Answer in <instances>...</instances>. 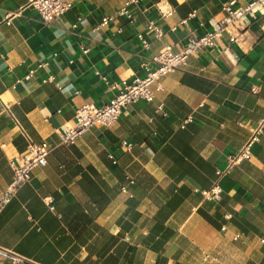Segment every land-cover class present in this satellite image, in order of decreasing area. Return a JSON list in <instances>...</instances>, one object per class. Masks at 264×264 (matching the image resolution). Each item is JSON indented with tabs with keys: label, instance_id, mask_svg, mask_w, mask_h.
I'll return each instance as SVG.
<instances>
[{
	"label": "crops",
	"instance_id": "0c3cea01",
	"mask_svg": "<svg viewBox=\"0 0 264 264\" xmlns=\"http://www.w3.org/2000/svg\"><path fill=\"white\" fill-rule=\"evenodd\" d=\"M221 1L138 0L128 20L116 13L124 0H71L44 22L30 0H0V193L8 159L26 149L10 112L51 148L0 208V246L21 257L0 264H264V13L236 40L223 30L190 54L110 126L73 144L59 134L77 106L102 105L110 84L143 75L163 43L176 51L209 30ZM104 15L114 17L98 25ZM257 127L250 157L225 170ZM216 182L220 198H206Z\"/></svg>",
	"mask_w": 264,
	"mask_h": 264
},
{
	"label": "built area",
	"instance_id": "2783aa9c",
	"mask_svg": "<svg viewBox=\"0 0 264 264\" xmlns=\"http://www.w3.org/2000/svg\"><path fill=\"white\" fill-rule=\"evenodd\" d=\"M30 2L44 22H49L53 17L62 14L72 5L71 0H30ZM131 2L137 3L138 0H124L116 13L132 20V12L127 7ZM220 3L223 15L221 18L212 21V27L209 30L200 35L190 33L188 40L176 51L172 49L171 43H163L151 55L149 60L142 61L143 75L135 76L131 81L123 79L119 83L115 82L109 85L110 88L115 87L117 90L105 103L96 105L92 102H84L77 106L71 122L65 124L64 128L60 130L61 141L73 144L80 135L94 125L110 126L119 115L122 107L129 102L138 98L153 100L155 91L159 88L160 78L173 69L182 68L190 54L203 46L214 45L223 30L229 33L230 41L236 40L240 32L246 29L260 14L264 13V0H222ZM156 6L162 15H169L173 11L172 6L162 7L159 4H156ZM190 14H194V12L192 11ZM113 17L114 15L102 16L98 25L107 23ZM8 19L9 17H6L5 21L9 22ZM181 21L185 22L186 19L183 18ZM146 27L147 30H153L156 36H160L163 32L162 28L152 20L147 23ZM138 38L144 47L149 44L142 31L138 32ZM83 51H87V48H83ZM45 63L46 61H42L41 65ZM32 72L33 69H29L24 77L28 78ZM53 78V74H48L42 78V81H51ZM102 78L105 80L104 76ZM160 108L161 103H158L157 109ZM10 115L17 122L20 132L26 140V149L24 152L8 159L12 168V178L0 193V208L16 188L29 179L33 168L47 162V156L51 150L45 140L34 141L18 123L12 112H10ZM257 130L258 127L236 152L227 154L228 162L225 170L242 159L250 157V146L257 138ZM122 143L127 148L130 146L125 140H122ZM221 172L222 170H217L218 174ZM128 179L132 181L131 178ZM121 190H126L124 185H121ZM201 192L206 198L217 200L220 198L221 188L216 182L208 189H201ZM0 254L9 256L13 261L21 259L20 256L1 246Z\"/></svg>",
	"mask_w": 264,
	"mask_h": 264
}]
</instances>
